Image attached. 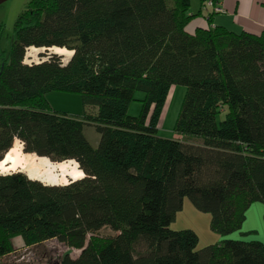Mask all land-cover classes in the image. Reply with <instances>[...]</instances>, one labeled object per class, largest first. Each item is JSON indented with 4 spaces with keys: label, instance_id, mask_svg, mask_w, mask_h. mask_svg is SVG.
I'll list each match as a JSON object with an SVG mask.
<instances>
[{
    "label": "trees",
    "instance_id": "obj_1",
    "mask_svg": "<svg viewBox=\"0 0 264 264\" xmlns=\"http://www.w3.org/2000/svg\"><path fill=\"white\" fill-rule=\"evenodd\" d=\"M206 1L202 9L215 12ZM190 5L28 0L0 64V161L18 146L23 157L77 168L64 184L28 177L21 164L0 170V264L15 237L79 251L54 264H264V241L232 236L251 232L247 210L264 203V29L233 32L211 25L209 13L210 24L189 31ZM29 47L72 54L66 64L53 55L28 64ZM173 84L185 93L176 136L164 138ZM138 90L140 109L130 115ZM49 92L78 94L83 111L52 109ZM186 197L210 213L218 241L197 248L195 230L169 227Z\"/></svg>",
    "mask_w": 264,
    "mask_h": 264
},
{
    "label": "rangeland",
    "instance_id": "obj_2",
    "mask_svg": "<svg viewBox=\"0 0 264 264\" xmlns=\"http://www.w3.org/2000/svg\"><path fill=\"white\" fill-rule=\"evenodd\" d=\"M27 2L28 0H6L0 4V64L3 62L4 58L9 55L14 40V23L18 14L25 8ZM30 54L31 55L25 54L26 57H23L24 62L28 64L47 60L51 55H53L55 59L60 60L62 64H66L71 58V56L68 55V52L59 55L51 52L50 48H36L35 51ZM184 93V85L173 84L171 86L162 113L161 123L158 128V135L160 137L174 138L176 136L173 128ZM142 97V91L138 90L135 92L134 99L131 100L128 108L130 115L138 114L140 109V99ZM47 99L51 108L54 110L66 111L73 115H78V113L83 111L81 97L78 94L49 92L47 93ZM223 117L224 112L221 110L216 115L217 122ZM86 134L91 143H96L95 141L98 135L92 128L88 127L86 129ZM16 144H19L22 149L20 141H16ZM15 147L17 148L18 155L21 157V167L17 170H21L27 174L28 177L38 176L45 182L51 184H64L73 180L72 178L75 176L77 168L76 163L73 161H64V163L52 162L49 159L35 158L36 155L24 153L22 151L24 154H29V156L23 157L19 147ZM12 154L13 153H11V155ZM46 162L55 166L57 164L56 169L52 174L46 172L44 167ZM9 164H11V160L5 156L4 162L0 163V170H5L6 165ZM59 168H61V170H59ZM210 217L209 212L196 209L192 202L186 197L183 200L182 208L177 211L175 218L169 227L174 230L182 228H191L195 230L198 235L197 248H201L219 240L220 235L210 227ZM243 230H250L251 232L244 235H241L239 232H234L232 236L235 238H254L264 241V203L257 201L251 204V207L247 210ZM103 233H109V230L105 229L103 230ZM13 248L14 249L9 254L1 259V264H54L60 255L65 252H69L71 255H77L79 252L77 249L68 248L56 240H47L33 245H23L20 237L13 238Z\"/></svg>",
    "mask_w": 264,
    "mask_h": 264
},
{
    "label": "crops",
    "instance_id": "obj_3",
    "mask_svg": "<svg viewBox=\"0 0 264 264\" xmlns=\"http://www.w3.org/2000/svg\"><path fill=\"white\" fill-rule=\"evenodd\" d=\"M204 1L191 0L189 11L194 15L187 24L189 31L210 24L209 13H212L211 25L221 26L233 32L247 31L259 34L264 29V0H213L221 7V12H212L211 7H208L207 11L202 9Z\"/></svg>",
    "mask_w": 264,
    "mask_h": 264
},
{
    "label": "bare ground",
    "instance_id": "obj_4",
    "mask_svg": "<svg viewBox=\"0 0 264 264\" xmlns=\"http://www.w3.org/2000/svg\"><path fill=\"white\" fill-rule=\"evenodd\" d=\"M35 49L36 48H34V47H29L27 49V53L26 54L27 55H31L30 53L31 52H34ZM50 51L53 52V53H55V54H59V55L65 54L66 52H68V55L69 56H71V54H72V51H69V50H67L65 48H60V47H52V48H50ZM11 153H13V154L11 155ZM6 157L11 160V164L9 166H6V169H15L18 166H20V164H21V161H20L21 160V157L18 155V151H17L16 148H12L11 150H9V152L6 154ZM3 162H4V160L0 161V163H3ZM65 162H67V161H65ZM60 163H64V162H60ZM59 170H61V168H59Z\"/></svg>",
    "mask_w": 264,
    "mask_h": 264
},
{
    "label": "built area",
    "instance_id": "obj_5",
    "mask_svg": "<svg viewBox=\"0 0 264 264\" xmlns=\"http://www.w3.org/2000/svg\"><path fill=\"white\" fill-rule=\"evenodd\" d=\"M209 5H210V6H213L215 12H221V11H222L221 7L218 6V5H216V4L213 2V0H207V1L204 3V7L209 6Z\"/></svg>",
    "mask_w": 264,
    "mask_h": 264
},
{
    "label": "water",
    "instance_id": "obj_6",
    "mask_svg": "<svg viewBox=\"0 0 264 264\" xmlns=\"http://www.w3.org/2000/svg\"><path fill=\"white\" fill-rule=\"evenodd\" d=\"M4 1H6V0H0V4L3 3Z\"/></svg>",
    "mask_w": 264,
    "mask_h": 264
}]
</instances>
